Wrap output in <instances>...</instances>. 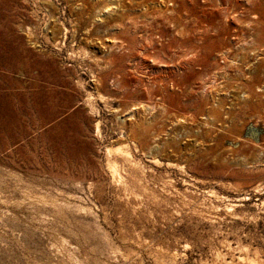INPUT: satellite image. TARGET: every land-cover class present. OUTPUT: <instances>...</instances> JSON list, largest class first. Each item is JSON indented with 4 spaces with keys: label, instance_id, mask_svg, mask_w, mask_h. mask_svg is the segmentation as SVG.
<instances>
[{
    "label": "rangeland",
    "instance_id": "rangeland-1",
    "mask_svg": "<svg viewBox=\"0 0 264 264\" xmlns=\"http://www.w3.org/2000/svg\"><path fill=\"white\" fill-rule=\"evenodd\" d=\"M121 1L0 0V264H264V0Z\"/></svg>",
    "mask_w": 264,
    "mask_h": 264
},
{
    "label": "bare ground",
    "instance_id": "bare-ground-1",
    "mask_svg": "<svg viewBox=\"0 0 264 264\" xmlns=\"http://www.w3.org/2000/svg\"><path fill=\"white\" fill-rule=\"evenodd\" d=\"M119 1V7H122V10H124V7H123V4H122V1L121 0H118ZM78 2L80 3V7H79V11H80V15L84 14L85 12L88 11L87 13V18H86V21H85V24H86V32L87 34L92 30V28H99V27H102L106 24L107 20H105V17L107 16H111L113 15L112 13L115 12V10L117 8L115 7H110L107 0H91V10H92V13L89 14V8L87 7L86 10L82 11V7L85 8V3H86V0H78ZM139 4L142 6L146 4V1L145 0H140L139 1ZM77 7V6H75ZM146 7V6H145ZM77 10H78V7H77ZM118 11V10H117ZM77 15H78V12H77ZM83 17V16H82ZM119 17H121V19H123L124 17V14H123V11L120 12L119 14H116V16L112 17L110 19V22H117L119 19ZM85 18V17H84ZM125 20V19H124ZM121 21V20H120ZM80 23H83V22H80ZM111 23V24H112ZM118 23V22H117ZM123 23V22H122ZM121 24V23H120ZM61 25V24H60ZM114 26V25H113ZM117 26V25H116ZM83 27V28H85ZM119 32V31H117ZM116 32V33H117ZM66 33H67V29L64 27V35H63V39H65L66 37ZM74 33V32H73ZM120 33V32H119ZM116 35V34H115ZM118 35V34H117ZM74 36V35H73ZM89 36V35H88ZM110 39V38H109ZM107 39V40H109ZM116 37L114 36L112 39H111V42L108 46L109 49H112L115 45L118 46V47H124V45L122 43H117L116 41ZM110 41V40H109ZM57 42V41H56ZM60 43V42H59ZM58 44V43H56ZM107 47V46H106ZM103 55V54H102ZM107 65V64H106ZM104 67V66H103ZM95 77V76H94ZM93 77V78H94ZM99 78V77H98ZM100 79V78H99ZM96 80V79H95ZM96 81H99V80H96ZM102 82V81H101ZM101 84V83H100ZM101 98V96H100ZM131 115V114H130ZM129 116V115H127ZM98 125L96 124V131L98 132ZM125 148V147H124ZM123 147H119L117 149H115V151L112 150V152H116L115 154L117 155H120L123 159L124 162H126L128 165H130V168L132 167H135L136 163L133 161V159L131 158L130 154H129V151H127L126 149H124ZM108 153H111L110 150H108ZM118 157V156H117ZM119 158V157H118ZM157 162V161H156ZM123 163V162H122ZM155 163V161L153 162ZM119 163H117L115 160H108V163H107V171H108V174H109V178H111V182L112 181H115L116 180L119 182V184H124L123 187H127V185L129 186L128 181H124L123 179H126V178H123L121 175H120V169H122V167L119 169ZM126 165V164H125ZM138 165V164H137ZM123 166V165H122ZM139 166V165H138ZM129 169V167H127ZM139 168V167H138ZM126 169V168H125ZM135 169V168H134ZM124 170V169H123ZM131 170V169H129ZM125 172V171H123ZM122 172V173H123ZM128 172V171H127ZM134 173V172H133ZM130 174H131V171H130ZM135 175V174H134ZM133 176V175H132ZM138 176V174H137ZM134 177V176H133ZM127 180H128V177H127ZM130 181V180H129ZM131 182V181H130ZM135 183V182H134ZM133 183V184H134ZM117 184V182H116ZM131 184V183H130ZM136 184V183H135ZM118 185V184H117ZM121 187V186H119ZM128 188V187H127ZM130 188V187H129ZM257 189V188H256ZM209 193L213 194V191H209ZM160 195V194H159ZM155 198V197H154ZM137 206V205H136ZM55 216V215H54ZM171 254V253H170ZM252 263H254L252 261ZM242 264V263H241ZM256 264V263H255Z\"/></svg>",
    "mask_w": 264,
    "mask_h": 264
}]
</instances>
